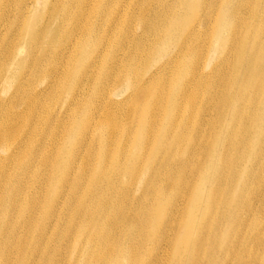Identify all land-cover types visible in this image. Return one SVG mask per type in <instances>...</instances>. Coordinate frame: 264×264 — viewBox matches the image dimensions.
Instances as JSON below:
<instances>
[{
	"label": "bare ground",
	"instance_id": "1",
	"mask_svg": "<svg viewBox=\"0 0 264 264\" xmlns=\"http://www.w3.org/2000/svg\"><path fill=\"white\" fill-rule=\"evenodd\" d=\"M261 175L264 0H0V264H211Z\"/></svg>",
	"mask_w": 264,
	"mask_h": 264
},
{
	"label": "rangeland",
	"instance_id": "2",
	"mask_svg": "<svg viewBox=\"0 0 264 264\" xmlns=\"http://www.w3.org/2000/svg\"><path fill=\"white\" fill-rule=\"evenodd\" d=\"M116 6V5H115ZM113 4L110 5V10H113L115 8ZM250 14H246L242 17V20H246V18ZM215 58V57H214ZM231 71V69H228V73ZM95 74V71H93ZM95 77H93L94 79ZM36 83H39L37 81ZM34 87V86H33ZM112 95L117 94L118 90H114V88L110 89ZM24 98H18L15 101V104L20 103L23 101ZM209 139V136L207 137ZM211 142V140H210ZM212 146V142H211ZM238 151H242V147H238ZM250 176V172H248L245 176V178L241 179V181H245L248 177ZM261 178L264 180V175H261ZM139 190V189H138ZM245 194H248V198H252V201L254 200L256 195L261 194L260 199L262 196H264V184L258 185L252 190L247 191ZM172 200V197L168 195L167 201L170 202ZM257 201L255 202V205H252L251 212L249 213V216L245 215L242 216V219H240L239 223L236 224L233 228H230L228 224H226L227 219H221V221H224L223 225L221 228H218L220 231H216V234L223 235V238H221L220 241H218L214 246L213 249L212 247L208 249L207 246H202L201 247V253L202 255H205L208 251H211L213 253L210 257V262L211 264H215V262H220V261H227L226 264H242L245 262H249L253 257H258L261 258L262 260L264 259V214L259 213L257 207L259 205H256ZM201 209L198 210V214H200ZM175 220L178 221V228H175V235L178 238L183 239L182 237L187 235L188 230L185 228L183 224V217L182 216H177ZM199 226L198 221L194 222L191 226L192 231L195 230ZM214 230V229H213ZM215 233H212L215 234ZM211 235V236H212ZM194 235L189 234L186 239L188 243L192 244ZM225 239V240H224ZM261 240V244H257L256 241ZM229 242V244H228ZM259 245V246H257ZM189 247V245H188ZM228 247V249L231 251V253H227L225 250ZM190 248V247H189ZM189 248L186 250V252L183 255L184 260L188 258L189 256ZM165 255L167 256L165 258ZM174 255L171 250H166L161 258V262L159 264H166L170 256ZM154 257H158V255H154ZM159 258V257H158ZM186 261V260H185ZM184 261V262H185Z\"/></svg>",
	"mask_w": 264,
	"mask_h": 264
}]
</instances>
